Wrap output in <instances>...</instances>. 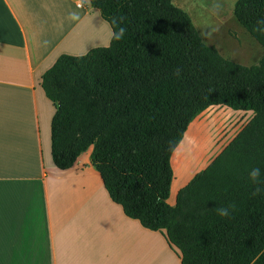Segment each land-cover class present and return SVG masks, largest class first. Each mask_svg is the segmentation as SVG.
Here are the masks:
<instances>
[{
    "label": "trees",
    "instance_id": "16d2710c",
    "mask_svg": "<svg viewBox=\"0 0 264 264\" xmlns=\"http://www.w3.org/2000/svg\"><path fill=\"white\" fill-rule=\"evenodd\" d=\"M86 1L112 35L106 46L60 54L41 76L56 105L53 164L68 168L92 145L109 198L161 231L180 264H264V52L250 65L224 57L172 0ZM232 12L264 48V0H235ZM119 27L125 33L116 40ZM211 105L252 116L171 205V154ZM252 167L262 170L259 184L248 179ZM230 203V216H219L216 209Z\"/></svg>",
    "mask_w": 264,
    "mask_h": 264
},
{
    "label": "crops",
    "instance_id": "0c3cea01",
    "mask_svg": "<svg viewBox=\"0 0 264 264\" xmlns=\"http://www.w3.org/2000/svg\"><path fill=\"white\" fill-rule=\"evenodd\" d=\"M89 16L107 45L110 26L86 0H0V264H180L161 231L109 198L92 145L68 168L53 164L56 105L41 76L60 54H80ZM225 110L242 126L252 116Z\"/></svg>",
    "mask_w": 264,
    "mask_h": 264
},
{
    "label": "rangeland",
    "instance_id": "374dc122",
    "mask_svg": "<svg viewBox=\"0 0 264 264\" xmlns=\"http://www.w3.org/2000/svg\"><path fill=\"white\" fill-rule=\"evenodd\" d=\"M234 2L235 0H172L174 5L188 13L206 44L213 45L224 57L250 65L263 54L264 48L235 19L232 12ZM87 18L81 26L83 33L79 31L80 54L95 46H106L100 30L102 20L96 21L92 16ZM225 107L227 106L210 107L199 113L187 126L170 157L172 180H176L171 181L168 203L172 202L178 188L202 169L242 126V123L237 122L239 117L236 118L233 112L224 111Z\"/></svg>",
    "mask_w": 264,
    "mask_h": 264
},
{
    "label": "clouds",
    "instance_id": "9594fccd",
    "mask_svg": "<svg viewBox=\"0 0 264 264\" xmlns=\"http://www.w3.org/2000/svg\"><path fill=\"white\" fill-rule=\"evenodd\" d=\"M125 33V28L123 27H119L114 33H113V37L116 40L121 39V37L124 35ZM261 174H262V170L260 167H252L251 169L248 170L247 172V176L248 179L253 183V184H259L260 180H261ZM257 192L261 191V189L258 187L256 189ZM234 204H228L227 206H220L216 209L217 214L221 217H227L230 216L231 211L234 209Z\"/></svg>",
    "mask_w": 264,
    "mask_h": 264
},
{
    "label": "bare ground",
    "instance_id": "6f19581e",
    "mask_svg": "<svg viewBox=\"0 0 264 264\" xmlns=\"http://www.w3.org/2000/svg\"><path fill=\"white\" fill-rule=\"evenodd\" d=\"M192 155L194 156V154H192ZM184 156H185V155H184ZM185 157H186V156H185ZM185 157H184V158H185ZM188 157H189V156H188ZM187 159H188V158H187ZM181 163H182V162H181ZM179 168H180V167H179ZM175 169H176V167H175ZM188 169H189V168H188ZM182 170H183V169H182ZM185 170H186V169H185ZM185 170H184V171H185ZM184 171L181 172V173H184ZM174 173H175V172H174ZM187 174H188V173H187ZM179 176H180V175H179ZM176 177H177V176H176ZM183 178H184V177H183ZM184 179H185V178H184ZM173 180H176V179L174 178ZM173 180H172V181H173Z\"/></svg>",
    "mask_w": 264,
    "mask_h": 264
}]
</instances>
